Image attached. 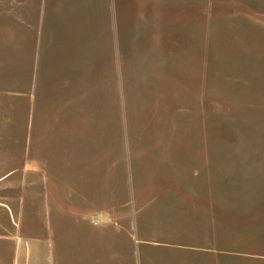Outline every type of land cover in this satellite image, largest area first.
Here are the masks:
<instances>
[{
    "label": "rangeland",
    "instance_id": "obj_1",
    "mask_svg": "<svg viewBox=\"0 0 264 264\" xmlns=\"http://www.w3.org/2000/svg\"><path fill=\"white\" fill-rule=\"evenodd\" d=\"M156 1L147 19L142 0H0V264H75L77 252L114 264L113 249L125 264H264V0H182L192 16ZM18 14L41 28L40 49L45 29L49 52L82 50L88 78L83 109L63 114L75 131L46 133L50 215L28 174L25 87L11 82ZM76 140L82 154L59 156ZM204 184L195 224L179 198L200 208ZM91 215L114 237L86 229L78 244L75 222ZM48 218L69 224L49 235Z\"/></svg>",
    "mask_w": 264,
    "mask_h": 264
},
{
    "label": "crops",
    "instance_id": "obj_2",
    "mask_svg": "<svg viewBox=\"0 0 264 264\" xmlns=\"http://www.w3.org/2000/svg\"><path fill=\"white\" fill-rule=\"evenodd\" d=\"M165 2V1H163ZM183 2L182 0H176L174 1V12L172 15L186 13L190 16H192V4L191 2L189 6H183L181 5ZM144 5V9L146 10L147 17L150 18L151 13H155L159 3L156 0H142V3ZM132 5L135 9H138L139 3H137V0H129V6ZM177 7V10H176ZM194 12V11H193ZM15 16H13L14 18ZM17 19L19 20V25L12 28L11 32V38H12V45H13V57L12 60L13 66H14V74L12 76V85L15 87H18L17 92H20L21 87H25V96L27 99V114H28V124H27V156L30 155L34 156L33 159L29 160L30 166L28 167V174L32 175L34 178L38 179L37 185L42 187L41 196H43V202H45L47 206V212L49 215L51 214L50 211H53L55 209L54 205H58L60 201H56L52 198H48V194L46 193V190L44 187L46 186V183L43 182L45 179L51 178L52 174L49 176L47 175V172L45 171L47 166L46 162L47 159H55L58 153L55 151L54 146L49 141V143L46 141V133L47 132H54L59 131L63 132L62 134L66 138V133L68 131H75L74 125H76L75 121H72L73 118L64 117V110H76L83 108V83L88 82V78H83V52L81 50V55L78 57V53L75 50H71L66 57V52L62 49L56 50L54 48L51 49L49 52L46 41V34L45 29L43 30V43L42 48L40 49L39 41H40V34H41V28L40 30L34 31L33 27L31 28L30 19L25 15H16ZM131 18V17H130ZM15 19V18H14ZM24 21H26L24 26ZM14 23V22H13ZM15 24V23H14ZM163 27L170 28L169 24H166L163 22ZM180 29V28H179ZM29 45L28 50H25L26 45ZM38 43V45H37ZM91 58L92 63L94 59V52L91 51ZM24 54H26V60L24 59ZM89 71V67L86 64ZM17 68V69H16ZM81 68L82 72H79ZM98 74L96 75V80L98 82ZM107 82V81H106ZM97 85V84H96ZM107 88V87H106ZM109 87L106 91V96L108 95ZM108 103V102H107ZM40 109L39 111L37 110ZM67 115V114H66ZM77 119V118H76ZM38 120H42V123H39ZM72 121V122H71ZM73 124L71 125L70 124ZM67 124V125H66ZM77 126V125H76ZM41 128L43 131V140L40 143L39 141L34 140V133L36 129ZM53 130V131H52ZM66 131V132H65ZM78 140V139H77ZM76 141H70V142H64L60 141L59 147L62 148V151L59 153V156L64 153L66 150L69 153V150L71 152H74L76 154H82V144ZM68 146H66V145ZM78 146V147H77ZM54 151H52V149ZM80 148V149H79ZM42 149V150H41ZM69 149V150H68ZM113 151V148H112ZM38 156V158H37ZM76 156V155H75ZM106 160L111 159V156L108 154L103 157ZM164 158V156H163ZM64 163L69 164V161H65ZM32 164V165H31ZM109 169V168H108ZM11 172V171H7ZM109 172V171H108ZM170 172H166L167 175ZM7 174V173H6ZM5 175V174H4ZM3 175V176H4ZM207 184V183H206ZM206 184L194 188L196 193H199L202 196L204 206L202 205L200 208L198 206H195L190 201V198H179V201L183 202V212H188L189 217L191 218V221L195 224L197 223V219L204 213V208L208 204V196H209V190L210 187H208ZM35 187V183L33 184ZM165 192H171V196L173 194L172 190L170 191H164ZM192 191H188V189H181L180 195H187L190 194ZM35 194V192H33ZM212 199V198H211ZM212 202V200H210ZM180 203V202H179ZM74 206V205H72ZM83 207V206H81ZM58 209V208H57ZM88 209V208H87ZM185 210V211H184ZM207 212V209H205ZM103 215H100V218H102ZM48 218L46 222V230L47 234L52 232L51 227L52 226H59L61 228L67 226L69 222L66 220L63 221H55ZM100 219L96 217V215H91L88 221H82L78 220V222H75L74 225L76 227V236L78 237L79 233L83 234L80 240L77 239V243L80 244L81 240L88 239L84 234H87L86 229L92 230V235H97V230H100L102 233L106 234V236L109 238L110 236L114 237L115 230H111L110 227L108 228L106 224H100ZM102 222V221H101ZM85 226V227H83ZM85 229V231H83ZM110 229V230H109ZM95 230V231H94ZM125 230V229H124ZM64 230L61 232L63 234ZM105 236V235H104ZM82 243V242H81ZM115 253V258H113V263L117 264V258L119 259V264H125L124 263V254L126 252L113 249ZM77 256H75L76 263L80 264V260L78 259L80 254L77 252ZM87 253H85L86 255ZM63 255V254H62ZM122 256V257H120ZM60 258H63L62 256H59ZM66 257V256H65ZM121 259V260H120Z\"/></svg>",
    "mask_w": 264,
    "mask_h": 264
},
{
    "label": "water",
    "instance_id": "obj_3",
    "mask_svg": "<svg viewBox=\"0 0 264 264\" xmlns=\"http://www.w3.org/2000/svg\"><path fill=\"white\" fill-rule=\"evenodd\" d=\"M103 217V216H102Z\"/></svg>",
    "mask_w": 264,
    "mask_h": 264
}]
</instances>
